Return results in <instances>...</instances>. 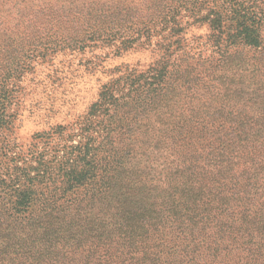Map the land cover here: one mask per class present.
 <instances>
[{"label": "trees", "instance_id": "trees-1", "mask_svg": "<svg viewBox=\"0 0 264 264\" xmlns=\"http://www.w3.org/2000/svg\"><path fill=\"white\" fill-rule=\"evenodd\" d=\"M99 1L0 0V68L104 40ZM139 1L175 29L209 0ZM230 2L212 10L217 48L185 52L147 89L155 108L135 82L101 91L54 171L0 134V264H264V14Z\"/></svg>", "mask_w": 264, "mask_h": 264}, {"label": "rangeland", "instance_id": "rangeland-1", "mask_svg": "<svg viewBox=\"0 0 264 264\" xmlns=\"http://www.w3.org/2000/svg\"><path fill=\"white\" fill-rule=\"evenodd\" d=\"M230 1L209 0L194 16L184 10L181 26L172 29V25L154 20L142 7L133 5L136 0H100L99 8L108 12L104 24H99L108 29L104 40L89 41L84 48L74 46L24 56L21 72L17 73L13 68L18 57L12 49L14 53L0 68V113L6 114L11 129H0V134L10 139L14 151L25 161L36 162L43 155L54 171L81 140V122L101 91L107 86L129 90L135 82L133 97L142 107L155 108L160 95L153 99L147 89L153 88L159 73L165 67L172 68L185 52L209 54L217 48L212 10L223 12L222 7H229ZM240 1L256 16L264 14V0ZM260 28L264 42L263 17ZM168 48L175 51L172 56L165 55ZM168 98L161 101L165 103ZM59 125L64 132L56 152L58 141L46 135H53Z\"/></svg>", "mask_w": 264, "mask_h": 264}]
</instances>
